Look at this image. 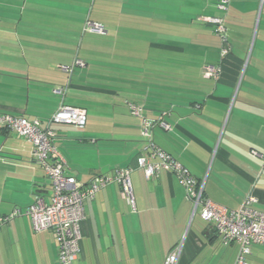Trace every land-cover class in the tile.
I'll return each mask as SVG.
<instances>
[{
  "label": "crops",
  "instance_id": "1",
  "mask_svg": "<svg viewBox=\"0 0 264 264\" xmlns=\"http://www.w3.org/2000/svg\"><path fill=\"white\" fill-rule=\"evenodd\" d=\"M51 1L0 2V112L44 122L61 101L82 107L87 113L83 131L68 125L53 126L54 144L68 172L88 182L94 174L114 167L133 168L134 208L122 198L115 184L85 202V219L80 223L81 251L74 264H164L166 255L177 248L192 212V204L175 175L160 170L156 177L147 179L137 165V156L144 152L142 118L130 113L128 101L142 106V117L150 121L160 118L169 125V129L153 128L154 142L192 176L204 180L208 199L236 209L250 194L256 198L255 208L264 212V161L250 153L256 150L264 154V0H229L225 13L217 10V0L195 2L192 6L197 13L193 20L189 21L190 16L184 18L190 42L156 40L154 0H135L127 6L120 3L118 10L140 12L133 15L132 30L138 37L135 41L145 44L146 54L142 55L147 63L136 72L151 76L147 81L120 82L121 91L106 84L97 61H92L100 59L105 43L102 34L89 32L81 55L74 31L67 35V21L60 22L51 14L42 18L43 14L38 13L71 11L66 0ZM203 16L224 17L229 47L226 56L219 55L221 41L213 33L214 27L199 21ZM240 27L246 28L248 41L256 29L248 59L234 48ZM195 46L199 64L185 65L180 78H169L179 82L177 87H156L154 76L170 73L162 71L161 66L156 73L155 61L148 62V51L184 54L191 47L196 50ZM76 57L84 62L83 66H74L71 72L59 67L71 65ZM218 64L221 73L217 80L203 77L205 65ZM59 86L65 87L64 96L53 91ZM119 91L125 92L122 96L129 100L123 103ZM171 94L175 97L167 98ZM95 118L108 121L105 124L111 127H89ZM50 190V180L33 156L31 144L0 127V215L15 207L25 208L36 195L47 196ZM199 219L203 225L191 233L177 264H192L201 256V264H213L217 259L216 264H237L239 245L221 244L211 224L200 216ZM246 261L264 264V244L254 245ZM0 264H57L52 231L34 232L26 215L2 225Z\"/></svg>",
  "mask_w": 264,
  "mask_h": 264
},
{
  "label": "built area",
  "instance_id": "2",
  "mask_svg": "<svg viewBox=\"0 0 264 264\" xmlns=\"http://www.w3.org/2000/svg\"><path fill=\"white\" fill-rule=\"evenodd\" d=\"M229 0H217L216 8L225 13ZM214 27L215 34L221 41L220 57L229 53L227 45L224 17L203 16L199 18ZM86 31L104 33V27L98 22H86ZM84 62L75 58L71 65H59L65 72H71L74 66H83ZM220 65H205L203 77L217 80L220 77ZM65 87L59 86L53 91L65 95ZM130 113L141 117V135L144 138V152L137 156V165L143 170L147 179L157 176L160 170L175 175L184 187L186 197L192 204L194 214L198 213L202 220L211 224L218 241L223 245L237 243L239 245L237 264H248L246 257L254 245L264 244V212L255 208L256 198L246 195L242 204L236 209H229L213 202L204 195V180L191 175L187 168L174 159L168 152L160 148L153 139V128L159 126L169 129V125L158 118L150 121L141 115L142 106L136 102H126ZM87 113L82 107L60 102L55 112L46 120L28 119L0 112V127L13 131L26 139L32 146V154L43 166L50 180L51 190L45 196L36 195L34 201L25 208L15 207L9 213L0 215V227L17 216L29 217L34 232L51 230L56 242L57 264H74L81 251L80 223L85 219V202L92 200L96 193L109 185H117L122 198L132 208L135 207L131 184V166H118L106 173L94 174L88 182L79 180L68 172L63 155L54 144L53 126L69 125L83 128L86 125ZM253 156L264 154L256 150L250 151ZM181 247L170 251L164 264H177Z\"/></svg>",
  "mask_w": 264,
  "mask_h": 264
},
{
  "label": "rangeland",
  "instance_id": "3",
  "mask_svg": "<svg viewBox=\"0 0 264 264\" xmlns=\"http://www.w3.org/2000/svg\"><path fill=\"white\" fill-rule=\"evenodd\" d=\"M1 1L2 0H0V2ZM148 1L151 2V0ZM201 1L203 0H154L153 2L154 11H152V8L150 6V4L152 3L151 2L148 6L149 8H151V10L149 11H152L153 18L156 24L155 25L156 40L162 38V39H171V40L183 42V39L184 40L187 39L190 42L189 36H186L185 34L186 32H185L184 18L190 16L188 17L189 21L191 18H194L197 12H195L196 7L192 6V4H194L195 2L199 3ZM51 2H52L51 0H45V3H51ZM65 2H69L68 5L71 7V11L64 12L63 10H60L58 11V13L50 12V11L49 12L44 11L38 13L41 15L43 14L42 18H45L44 15L46 14L48 15L51 14L53 18H58L57 20H59L60 22L67 21L69 23L67 24L69 25L67 27V29L69 30L67 35L69 36L72 35L71 31H74L76 36L75 45L81 47L80 50L81 55L83 54L84 51L83 49H85L86 40L88 39L89 32H91V31H86V32L83 31L85 30L86 22L95 21L94 19H98L100 21V23L104 27V30H106V33L104 34L101 33L102 39L105 40L104 41L105 43L100 49L101 51V55H99L100 59L97 58L96 60H92V61H97L96 63L98 65L96 66L97 68L100 69L101 74L103 75L101 78L103 79L104 77L107 85L116 86L120 90V82L123 83L125 81L134 80V79L150 80L151 78L150 75L147 76L139 72H136V70L142 69L143 67L142 65L144 63H147V60L144 58L145 55H142V54H146L143 49L144 47L143 45L145 44H140L137 41H135V39L138 37L136 33H133L132 30V19H135L133 15L138 13L140 14V12H136L132 10L131 11L118 10V8L120 7L119 6L120 3L126 4L127 6L130 5L132 2H136L135 0H66ZM252 3L253 2H249L248 5H252ZM144 6L147 7L146 5ZM161 7L170 8V10L161 11L160 9ZM146 13L147 12H142L141 14L145 15ZM150 14L151 13L149 12V16L151 17ZM81 23H82V28H80ZM245 30L246 28L240 27V29L237 31L235 36L236 45H234V48L235 51H238L241 54L245 53V55H247V56L245 55L242 56L243 59L245 58L248 59V56L253 47V41H254L256 29L253 35H251L250 39L251 38L252 39L250 41H248V37L246 36ZM162 31L163 33H161ZM158 34H160L161 37H158L157 36ZM70 45L71 43H69V46ZM190 50L191 51H186L187 53L184 54L168 53L166 51H161V50L153 51L152 49L148 51L149 52L148 62L151 63L152 61H155L154 63H155L156 73L161 70L162 71L165 70L166 72L170 73L169 75L156 74L154 76V81H153L156 87L161 88L163 90L166 87L167 90H171L170 85L177 87L179 82L177 80H172V79L169 80V78H180L181 76L179 74L182 73L180 72V70L185 65L187 67H193L199 64L200 62L199 53H198L199 50H197V47L196 50H193L192 47ZM174 61H176V63H173ZM179 61H182L184 63L183 66L182 64L179 63ZM245 65H243V67H245ZM160 66L162 67L161 70H160ZM146 67H148L147 64ZM123 85H125V83ZM120 91L118 92V95L120 96L124 95L123 93L125 92H120ZM175 91L176 93H180L179 90H175ZM172 95L174 94L168 95L167 98L175 97ZM122 97H123L122 99L123 103L125 99L129 100L128 98H126V96H122ZM108 103L110 105L112 104L109 101ZM106 122H104L103 119L95 118L92 122L88 123L90 124L88 126L89 127L94 126V129L96 130L105 127H107L106 129H109L111 125L110 123L105 124ZM85 126L83 128H74L73 126H69V127L83 131ZM88 126L86 130H88ZM111 129H114V127L112 126ZM198 213L194 214L193 211L191 212L186 229L182 234V236L180 237V239L178 240L175 247L177 248L184 247L188 243V240L191 237V233H193V231L199 230L200 227H202L203 222L199 219ZM202 259L203 258L201 256L198 260H196L192 264H201ZM217 260H215V262L212 261L213 264H216ZM207 264H209V261L207 262Z\"/></svg>",
  "mask_w": 264,
  "mask_h": 264
},
{
  "label": "trees",
  "instance_id": "4",
  "mask_svg": "<svg viewBox=\"0 0 264 264\" xmlns=\"http://www.w3.org/2000/svg\"><path fill=\"white\" fill-rule=\"evenodd\" d=\"M191 20H193V19H191ZM191 20H190V21H191ZM199 21H201V20H199ZM203 23H205V22H203ZM212 27H213V26H212ZM214 33H215V32H214ZM183 49L185 50L186 48H183ZM5 130H6V129H5Z\"/></svg>",
  "mask_w": 264,
  "mask_h": 264
}]
</instances>
